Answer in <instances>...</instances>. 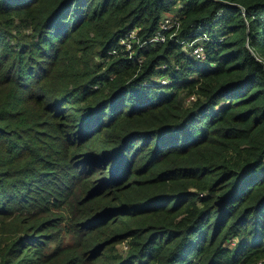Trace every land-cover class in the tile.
<instances>
[{
  "label": "trees",
  "instance_id": "1",
  "mask_svg": "<svg viewBox=\"0 0 264 264\" xmlns=\"http://www.w3.org/2000/svg\"><path fill=\"white\" fill-rule=\"evenodd\" d=\"M7 233L0 264L264 262V0H0Z\"/></svg>",
  "mask_w": 264,
  "mask_h": 264
},
{
  "label": "built area",
  "instance_id": "2",
  "mask_svg": "<svg viewBox=\"0 0 264 264\" xmlns=\"http://www.w3.org/2000/svg\"><path fill=\"white\" fill-rule=\"evenodd\" d=\"M161 27H162L161 31H158L153 36V38H151V41H153V42H165L167 40V35L164 31H166L168 29H172V28H175V31H177L178 28L180 27V21L174 17L166 16ZM173 34H171V35H173ZM136 35H137L136 31L133 30L127 39L122 40V42L127 45V48H131V39L130 38H132L134 40V38H136ZM203 37H206V36H203ZM203 37L195 38V39H193L187 43L188 46L193 47V52L197 55H200V56H203V54H204V46L201 44V42H202L201 39ZM112 52L116 53L117 50H113ZM259 263L262 264L263 261H260Z\"/></svg>",
  "mask_w": 264,
  "mask_h": 264
},
{
  "label": "rangeland",
  "instance_id": "3",
  "mask_svg": "<svg viewBox=\"0 0 264 264\" xmlns=\"http://www.w3.org/2000/svg\"><path fill=\"white\" fill-rule=\"evenodd\" d=\"M8 228H10V227H8ZM10 230H11V229H10ZM9 234H11V233H7V234H5L4 236H2V235L0 234V239L3 238V237H5V236H7V235H9ZM69 240H70L69 237H65V241H66V242L69 241ZM233 242H234V241H233ZM49 244H50L51 246H53L54 242H50ZM231 244H233V243H231ZM118 246H120L121 248H124V249L127 248V245H125V244H123V243L120 244V245H118ZM263 263H264V262H263ZM263 263H262V264H263ZM258 264H260V263H258Z\"/></svg>",
  "mask_w": 264,
  "mask_h": 264
}]
</instances>
